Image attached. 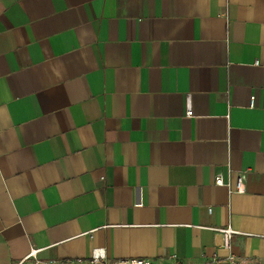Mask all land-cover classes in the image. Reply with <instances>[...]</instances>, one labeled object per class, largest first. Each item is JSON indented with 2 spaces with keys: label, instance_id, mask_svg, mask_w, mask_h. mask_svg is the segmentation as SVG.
<instances>
[{
  "label": "crops",
  "instance_id": "obj_1",
  "mask_svg": "<svg viewBox=\"0 0 264 264\" xmlns=\"http://www.w3.org/2000/svg\"><path fill=\"white\" fill-rule=\"evenodd\" d=\"M31 249L264 261V0H0V264Z\"/></svg>",
  "mask_w": 264,
  "mask_h": 264
},
{
  "label": "built area",
  "instance_id": "obj_2",
  "mask_svg": "<svg viewBox=\"0 0 264 264\" xmlns=\"http://www.w3.org/2000/svg\"><path fill=\"white\" fill-rule=\"evenodd\" d=\"M186 115L187 116L192 115V108H191L189 96L187 97V101H186ZM215 184L217 185L223 184V179L220 175L215 177ZM231 191L237 193H243L245 191L243 174H239L236 177L235 186L231 188ZM219 231L223 233L225 245H228L230 236L234 232V230L231 229L230 227H227L225 229H219ZM36 253L37 251L35 249H31L29 253L25 255V257L18 264H22L28 260L30 261V264H264V261L262 260L245 258V257H235L234 255L231 254L227 255L223 259H218L214 257L211 260H206L199 263H184L178 260H173L168 263H160L145 258H121V259L109 261L105 259L104 255H100V254L91 255V257L87 261H84L82 259H76L74 261L73 260H65V261L40 260L37 259Z\"/></svg>",
  "mask_w": 264,
  "mask_h": 264
}]
</instances>
